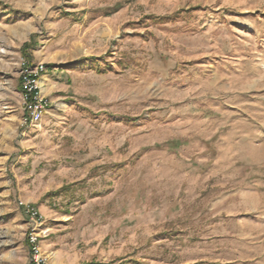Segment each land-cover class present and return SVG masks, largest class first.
I'll use <instances>...</instances> for the list:
<instances>
[{"label":"rangeland","instance_id":"obj_1","mask_svg":"<svg viewBox=\"0 0 264 264\" xmlns=\"http://www.w3.org/2000/svg\"><path fill=\"white\" fill-rule=\"evenodd\" d=\"M20 201L50 264H264V0H0V264Z\"/></svg>","mask_w":264,"mask_h":264},{"label":"built area","instance_id":"obj_2","mask_svg":"<svg viewBox=\"0 0 264 264\" xmlns=\"http://www.w3.org/2000/svg\"><path fill=\"white\" fill-rule=\"evenodd\" d=\"M23 65H25L23 63ZM46 68L42 63L34 67L25 65L20 73V93L23 99L25 115L22 118L23 125L38 123L43 114L50 107L48 100L41 94L39 80ZM23 214L28 219V233L26 240L29 251V264H50L40 249V237L43 217L33 205L19 202Z\"/></svg>","mask_w":264,"mask_h":264},{"label":"trees","instance_id":"obj_3","mask_svg":"<svg viewBox=\"0 0 264 264\" xmlns=\"http://www.w3.org/2000/svg\"><path fill=\"white\" fill-rule=\"evenodd\" d=\"M27 47H29V42H28V43L25 42V43L23 44V46H22V53H23L25 56H27L26 51H25V48H27Z\"/></svg>","mask_w":264,"mask_h":264},{"label":"crops","instance_id":"obj_4","mask_svg":"<svg viewBox=\"0 0 264 264\" xmlns=\"http://www.w3.org/2000/svg\"><path fill=\"white\" fill-rule=\"evenodd\" d=\"M24 262H25V264H27V257L26 256L24 257Z\"/></svg>","mask_w":264,"mask_h":264},{"label":"bare ground","instance_id":"obj_5","mask_svg":"<svg viewBox=\"0 0 264 264\" xmlns=\"http://www.w3.org/2000/svg\"><path fill=\"white\" fill-rule=\"evenodd\" d=\"M42 84V83H41Z\"/></svg>","mask_w":264,"mask_h":264}]
</instances>
